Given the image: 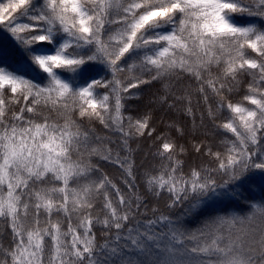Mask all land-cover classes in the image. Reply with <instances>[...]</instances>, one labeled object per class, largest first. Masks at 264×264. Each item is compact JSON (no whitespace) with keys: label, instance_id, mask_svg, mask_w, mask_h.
I'll return each instance as SVG.
<instances>
[{"label":"snow or ice","instance_id":"snow-or-ice-1","mask_svg":"<svg viewBox=\"0 0 264 264\" xmlns=\"http://www.w3.org/2000/svg\"><path fill=\"white\" fill-rule=\"evenodd\" d=\"M0 32V264H264V0H0Z\"/></svg>","mask_w":264,"mask_h":264},{"label":"trees","instance_id":"trees-1","mask_svg":"<svg viewBox=\"0 0 264 264\" xmlns=\"http://www.w3.org/2000/svg\"><path fill=\"white\" fill-rule=\"evenodd\" d=\"M241 22L243 23L244 21H241ZM6 40H7V34L0 32V41L6 42ZM102 74L103 73H101V75ZM159 87L160 85L158 84L152 88H149L148 86H144L143 89L140 91V94L137 98L128 101L129 113L133 116H136L140 113H143L144 111L152 110V106L149 105V99L152 93L155 92ZM133 91H136V90H133ZM161 115H162L161 111L154 112V116L157 121L156 127L158 131H160L163 128V125L159 122ZM165 119H167V117H165ZM96 127L98 130L102 131V126H100L99 124H97ZM173 135H175V133H173ZM181 142L183 143V141ZM210 142H211V138H210ZM151 143L152 141L148 139L147 137L142 138L139 141L140 147H139V151L136 153V160L138 164L145 159L146 154L149 152V145ZM133 147L135 148L136 145L134 144ZM148 159H151V157L149 156ZM106 170L109 172H114V169H112L110 166L107 167ZM252 182L253 184L256 185V188L254 189L253 192L249 194L250 197L255 198L257 200L264 197V176L255 175L252 177ZM191 226L195 227L196 226L195 222H193Z\"/></svg>","mask_w":264,"mask_h":264}]
</instances>
